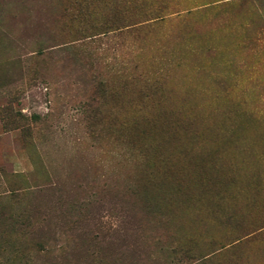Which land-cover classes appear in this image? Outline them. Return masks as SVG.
Here are the masks:
<instances>
[{"label":"rangeland","instance_id":"rangeland-1","mask_svg":"<svg viewBox=\"0 0 264 264\" xmlns=\"http://www.w3.org/2000/svg\"><path fill=\"white\" fill-rule=\"evenodd\" d=\"M0 264H264V0H0Z\"/></svg>","mask_w":264,"mask_h":264},{"label":"trees","instance_id":"trees-1","mask_svg":"<svg viewBox=\"0 0 264 264\" xmlns=\"http://www.w3.org/2000/svg\"><path fill=\"white\" fill-rule=\"evenodd\" d=\"M187 251H188V250H187V249H185V250H184V253H187Z\"/></svg>","mask_w":264,"mask_h":264}]
</instances>
